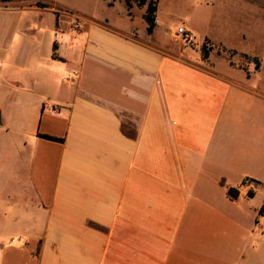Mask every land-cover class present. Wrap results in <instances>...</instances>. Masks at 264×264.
I'll return each mask as SVG.
<instances>
[{
	"label": "crops",
	"instance_id": "0c3cea01",
	"mask_svg": "<svg viewBox=\"0 0 264 264\" xmlns=\"http://www.w3.org/2000/svg\"><path fill=\"white\" fill-rule=\"evenodd\" d=\"M93 1L0 0V264H264V0Z\"/></svg>",
	"mask_w": 264,
	"mask_h": 264
},
{
	"label": "rangeland",
	"instance_id": "374dc122",
	"mask_svg": "<svg viewBox=\"0 0 264 264\" xmlns=\"http://www.w3.org/2000/svg\"><path fill=\"white\" fill-rule=\"evenodd\" d=\"M126 4H129L130 0H124ZM38 8H41L42 10H44L43 12L45 14L41 15L40 13L36 12V11H28L25 10L23 11V19L24 21H26V23H28V25L30 26V28H34L35 31L37 32H42L43 34L48 35V38H51V42L54 38V36L56 34L59 35V31L54 28V21L52 18V15L54 16H60V15H66V16H70L72 19L71 21L74 22H78L81 20V17H79V15H77L74 11H72L71 9L67 8V7H60V6H53L52 8H50V12L51 14H46V12L48 11V8L45 7V9H43V7H41L40 5L45 4L42 1H38ZM110 4H112V2H110ZM46 5V4H45ZM48 7V6H47ZM37 8V9H38ZM40 9V10H41ZM89 10H91L92 12L95 13V15L97 17L99 16H107L109 15L110 17L112 16V12L108 11L109 9L104 7L102 4L101 0H94L92 5L88 7ZM116 9L118 10L119 7L117 6ZM73 23L71 24V27L73 28ZM221 49L220 47H218V52ZM227 54L229 55V57L236 63L237 61V57L234 54H230V52L228 51ZM248 59H246L245 57L243 58V64L247 61ZM231 64H233L231 62ZM18 65V64H16ZM16 75L19 76V70L16 71ZM6 108H7V104L3 105V111H0L1 114L4 116L6 113ZM255 202V200L253 201V203ZM262 252H263V256H264V238L262 239Z\"/></svg>",
	"mask_w": 264,
	"mask_h": 264
},
{
	"label": "trees",
	"instance_id": "16d2710c",
	"mask_svg": "<svg viewBox=\"0 0 264 264\" xmlns=\"http://www.w3.org/2000/svg\"><path fill=\"white\" fill-rule=\"evenodd\" d=\"M138 6H146L145 9V14H144V20L147 24V33L151 34L153 31V28L155 26V12H156V6H157V0H135ZM128 5V4H127ZM211 47H207L206 44H203L201 46V54H202V58L205 60L208 57V53L210 51ZM225 50V49H223ZM230 52V51H229ZM235 52H230V54H234ZM245 58L247 59L248 57L245 56ZM249 59V58H248ZM255 62V68L258 67V62L254 59ZM40 137L45 138L47 140H51V141H61L60 139H56L50 136H45V135H40ZM232 193V192H231ZM259 213L262 214L263 213V207L260 208Z\"/></svg>",
	"mask_w": 264,
	"mask_h": 264
},
{
	"label": "built area",
	"instance_id": "2783aa9c",
	"mask_svg": "<svg viewBox=\"0 0 264 264\" xmlns=\"http://www.w3.org/2000/svg\"><path fill=\"white\" fill-rule=\"evenodd\" d=\"M73 28H74L75 30H77V29L79 28V23H78V22H74V23H73ZM176 33H177V35L180 36V38H181L183 41H185V42H187V43H191V37H190L189 35L185 34L183 28H181V27L178 28L177 31H176ZM251 184H252V183H251L250 181H248V180H245V181L243 182V185H246V186H250Z\"/></svg>",
	"mask_w": 264,
	"mask_h": 264
}]
</instances>
